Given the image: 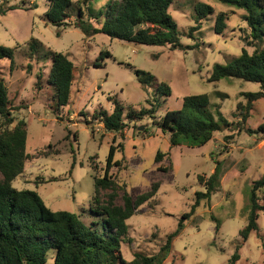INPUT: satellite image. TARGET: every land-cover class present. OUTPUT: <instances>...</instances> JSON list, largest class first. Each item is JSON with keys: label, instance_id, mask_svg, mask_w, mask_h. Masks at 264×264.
Returning <instances> with one entry per match:
<instances>
[{"label": "rangeland", "instance_id": "1", "mask_svg": "<svg viewBox=\"0 0 264 264\" xmlns=\"http://www.w3.org/2000/svg\"><path fill=\"white\" fill-rule=\"evenodd\" d=\"M71 1L72 21L77 7L84 16L88 12L104 14L108 4L118 0ZM199 4L212 11L196 23L195 7ZM12 6L16 8L8 10ZM47 6V0H0V45H20L12 72L7 70L8 62L1 61V77L16 107L13 115L16 120H24L27 129L23 184L18 178L13 186L36 192L50 210L74 213L88 225L98 220L89 208L93 177L102 175L112 140L115 145L122 144L113 157L120 166L110 170L116 184L124 186L118 190L119 196L125 190L134 198L147 191L153 181H160L155 197L126 221L127 237L120 249L123 258L130 261L134 253L158 252L182 215L190 212L195 192L204 191L197 177L206 179L219 162L223 172L219 188L209 202L201 201L183 219V229L173 238L162 264H227L237 246L240 258L235 264H264V212L258 213L256 232L246 241L239 235L247 222L252 182L264 175V99L254 104L244 130H237L238 105L244 104L241 94L258 91V85L237 79L208 82L215 64H226L243 47L252 52L243 39L248 32L241 18L244 11L216 0H173L168 11L179 42L192 48L170 50L168 45L146 46L104 34L85 37L72 26L60 28L56 36V28L42 19ZM220 12L226 14L225 28L216 34L214 22ZM91 22L99 25L93 19ZM194 26L198 29L189 37L188 31ZM31 37L45 49L66 54L75 67L71 100L58 112L60 118L54 113L53 90L46 85L50 61L27 59ZM101 52V66L94 67ZM136 70L151 74L155 84L140 83ZM38 75L40 90L35 87ZM162 82L170 88L169 96L156 92ZM216 92L226 97L220 99ZM196 94H206L232 123L200 147H171L168 135L149 117L126 119L122 133L105 131L93 117L100 109L112 110L109 97L122 105L125 115L150 109L155 98L160 103L154 114L158 120L167 110L179 109L184 96ZM245 128L253 132L247 133ZM157 151L163 155L160 162H155ZM211 217L219 220L218 230ZM45 259V264H53L52 250Z\"/></svg>", "mask_w": 264, "mask_h": 264}, {"label": "trees", "instance_id": "2", "mask_svg": "<svg viewBox=\"0 0 264 264\" xmlns=\"http://www.w3.org/2000/svg\"><path fill=\"white\" fill-rule=\"evenodd\" d=\"M216 1L244 11L241 18L245 21L248 32L243 39L245 46L253 49L248 52L243 47L240 53L230 58L226 64H215L208 77L210 83L222 79H237L258 85V91L241 94L244 104L238 105L241 112L239 121L234 126L237 130H244L243 126L250 117L254 104L264 99V0ZM47 2L48 6L42 19L56 28V36H59L60 28L72 26L78 28L85 37L104 34L111 39L146 46L168 45L170 50L192 48L179 42L176 24L168 11L173 0H118L108 4L104 14L100 12L94 15L88 12L87 16L77 7L72 21L69 15L73 7L71 0ZM15 8L16 6H12L8 10ZM211 11L206 5H197L194 21L198 23ZM92 19L99 25H94ZM225 19V13L216 15L213 28L216 34L225 28ZM196 29L197 26L191 27L188 36L192 37ZM19 47V44L14 47L0 45V264H45V256L49 250L53 251V264H162L169 255L173 238L183 229V219L188 218L201 201L209 202L211 195L219 188L223 174L220 163L215 164L206 179L197 177L204 191L195 192L190 212L182 215L176 229L166 236L158 252L154 255L134 253L133 258L126 261L120 249L121 243L127 237L126 221L140 206L155 197L160 181H153L147 191L134 198L125 190H122V195L119 196L118 190L124 186L116 184L110 170L120 166L121 162L115 161L113 157L122 144L115 145L112 140L102 175L93 177V196L89 208L98 220L88 225L74 213L50 210L36 192L18 190L13 186L15 179L24 172L28 157L27 129L25 121L16 120L13 115L16 107L11 104L7 87L1 77V61H7V70L12 72L15 52ZM27 52L29 60L35 57L42 62L50 61L46 85L53 90L54 113L60 118L58 112L71 100L75 67L66 54L45 49L33 37L27 43ZM102 54L103 52L94 61V67L101 66ZM104 54L109 56L108 52ZM135 74L140 83L147 86L155 84L151 74L141 70H136ZM35 87L37 90L41 89L39 75ZM156 92L166 97L170 95V88L162 82L157 86ZM216 95L220 99L226 97L219 92H216ZM108 100L112 104L110 112L100 109L93 113V117L102 124L105 131L122 133L126 127V119L137 121L149 117L162 133L168 135L171 147H200L211 141L216 132L232 127V123L222 115L219 105L211 104L206 94L184 96L179 109L167 110L158 120L154 116L160 107L158 99L154 98L155 105L150 109L129 111L126 115L116 99L109 97ZM245 131L253 132L247 128ZM162 156V153L157 151L155 162H160ZM162 170L167 171L168 168ZM259 191L262 192L260 196ZM259 212H264V175L251 185L247 222L239 231L243 241L247 240L250 233L258 230ZM211 220L215 222V230H218L219 220L215 217H211ZM238 250L237 246L227 264H235L239 260Z\"/></svg>", "mask_w": 264, "mask_h": 264}, {"label": "crops", "instance_id": "3", "mask_svg": "<svg viewBox=\"0 0 264 264\" xmlns=\"http://www.w3.org/2000/svg\"><path fill=\"white\" fill-rule=\"evenodd\" d=\"M26 164V163H25ZM25 168V167H24ZM18 178H20V183L21 184H23V173L19 176V177H17L15 180H17ZM18 190H21V189H18Z\"/></svg>", "mask_w": 264, "mask_h": 264}]
</instances>
